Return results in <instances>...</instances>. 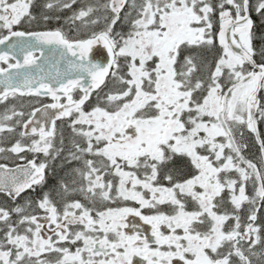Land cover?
Masks as SVG:
<instances>
[{
    "label": "snow or ice",
    "instance_id": "snow-or-ice-1",
    "mask_svg": "<svg viewBox=\"0 0 264 264\" xmlns=\"http://www.w3.org/2000/svg\"><path fill=\"white\" fill-rule=\"evenodd\" d=\"M0 45V264H264V0H0Z\"/></svg>",
    "mask_w": 264,
    "mask_h": 264
},
{
    "label": "flooded vegetation",
    "instance_id": "flooded-vegetation-1",
    "mask_svg": "<svg viewBox=\"0 0 264 264\" xmlns=\"http://www.w3.org/2000/svg\"><path fill=\"white\" fill-rule=\"evenodd\" d=\"M66 15L70 16L71 12H67ZM41 27H46L48 29L63 27L64 30L66 32H69L71 35H83L82 32H77L75 29H72L70 27V25L65 22V20L63 18L59 21L52 20L47 25H41ZM118 30H119V28H118ZM2 109H3V106L0 105V110H2ZM57 123H58V125L60 124V122H57ZM65 137H67V136H65ZM66 156H67V151H65L64 156H61V157L56 158L54 160L53 159L47 160V163L49 166L46 169L44 184L42 186H37L36 192H32L31 190H29L27 193L21 194V197L17 198V203L22 204L27 200H31V199L36 198L37 193L40 192L41 187H43V190L45 192H50L55 196V191L59 187V185L62 181L71 182V170H72V168L77 167V164L74 161L71 162V164L66 163V161H65ZM32 157H33V154H31V153L27 154L28 159H31ZM45 159L46 158L42 154L39 156L40 161H43ZM16 162L22 163L21 161H16ZM5 201H7L8 203H11V201H8V198L6 197L5 194L0 193V203H4ZM145 211H147V210H145ZM258 216L260 218H264L263 217V208L258 213ZM127 223L129 225L127 231H129L130 233L133 230H137V231L142 232L145 235H148V236L151 235L150 226L144 225L143 222L140 221L138 217H129ZM135 260L138 261L139 258H135Z\"/></svg>",
    "mask_w": 264,
    "mask_h": 264
},
{
    "label": "trees",
    "instance_id": "trees-1",
    "mask_svg": "<svg viewBox=\"0 0 264 264\" xmlns=\"http://www.w3.org/2000/svg\"><path fill=\"white\" fill-rule=\"evenodd\" d=\"M259 128H260V131L262 132V133H264L263 131H264V125H259ZM247 142H248V144H249V147L251 148V149H255L256 151H257V146H256V143L254 142V139H253V137H252V134H248L247 133ZM249 148V149H250Z\"/></svg>",
    "mask_w": 264,
    "mask_h": 264
},
{
    "label": "water",
    "instance_id": "water-1",
    "mask_svg": "<svg viewBox=\"0 0 264 264\" xmlns=\"http://www.w3.org/2000/svg\"><path fill=\"white\" fill-rule=\"evenodd\" d=\"M5 46H3V45H0V50H3V48H4ZM94 53H97L98 55H97V60H99L100 59V56H99V53H103V55L104 56H106V50H103L102 49V46H95V48H94ZM92 55V53H90V56ZM253 136V135H252ZM253 138H254V140H255V137L253 136ZM258 146V145H257Z\"/></svg>",
    "mask_w": 264,
    "mask_h": 264
},
{
    "label": "rangeland",
    "instance_id": "rangeland-1",
    "mask_svg": "<svg viewBox=\"0 0 264 264\" xmlns=\"http://www.w3.org/2000/svg\"><path fill=\"white\" fill-rule=\"evenodd\" d=\"M264 132V131H263ZM66 135L65 136H67L68 137V132L66 131V133H65ZM246 140H247V133H246ZM250 148V147H249ZM257 151L255 150V149H249V151H248V154L249 155H251V154H253V153H256ZM263 217H264V208H263Z\"/></svg>",
    "mask_w": 264,
    "mask_h": 264
}]
</instances>
